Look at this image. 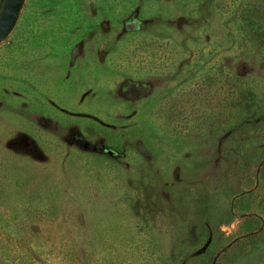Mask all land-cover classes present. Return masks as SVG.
<instances>
[{"label": "rangeland", "instance_id": "rangeland-1", "mask_svg": "<svg viewBox=\"0 0 264 264\" xmlns=\"http://www.w3.org/2000/svg\"><path fill=\"white\" fill-rule=\"evenodd\" d=\"M42 5L0 41V264H264V0H57L32 46Z\"/></svg>", "mask_w": 264, "mask_h": 264}, {"label": "trees", "instance_id": "trees-1", "mask_svg": "<svg viewBox=\"0 0 264 264\" xmlns=\"http://www.w3.org/2000/svg\"><path fill=\"white\" fill-rule=\"evenodd\" d=\"M55 1H57V0H42V2H43L42 7H40L39 11H35L33 13L34 22L32 23L31 29H29L30 35L32 36V38H30L28 40L30 45L38 46V45H42V44L48 43V41L45 40L44 38H41V39L39 38L40 35L43 33V30H44V27H45V25H41V21H40L41 17L40 16H42L43 13H45V14L52 13L53 12L52 6H53V2H55ZM59 12H61L60 14L62 16L63 12H64V14H65V12H67V9L66 8L62 9L61 8ZM35 13H37L40 16L35 15ZM52 14H54V13H52ZM60 23L63 24L61 27H65V29L60 28L59 30H63V31H65L68 28V26L70 25V24H67L68 22L63 23V20L60 21ZM34 36H37V38H34ZM246 100H247V110H249L251 108H255V107H253V99L250 100L247 97Z\"/></svg>", "mask_w": 264, "mask_h": 264}, {"label": "water", "instance_id": "water-1", "mask_svg": "<svg viewBox=\"0 0 264 264\" xmlns=\"http://www.w3.org/2000/svg\"><path fill=\"white\" fill-rule=\"evenodd\" d=\"M24 0H0V41L11 31L22 9ZM216 254L210 264H214Z\"/></svg>", "mask_w": 264, "mask_h": 264}]
</instances>
